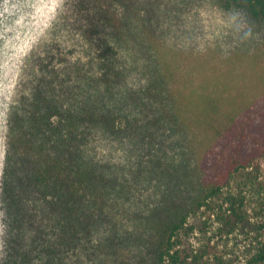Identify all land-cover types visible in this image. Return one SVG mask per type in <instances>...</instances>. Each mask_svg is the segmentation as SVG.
<instances>
[{"label":"rangeland","instance_id":"rangeland-1","mask_svg":"<svg viewBox=\"0 0 264 264\" xmlns=\"http://www.w3.org/2000/svg\"><path fill=\"white\" fill-rule=\"evenodd\" d=\"M111 1L123 25L108 38L124 81L107 92L96 79H82L76 93L82 99L104 89L105 100L96 103L101 111L138 117L134 132L97 128L87 141L101 168L126 179L127 192L109 221L94 228L93 244L68 249L61 264L150 259L153 212L186 210L221 175V193L191 211L182 250L190 255L186 264H245L264 238V21L217 0ZM87 6V0H0V264L53 258L49 249H31L29 234L23 246H31L15 249L22 230L8 214L5 171L15 148L14 115L43 74L58 73L68 104L69 82L79 79L73 61L87 64L91 76L97 71L90 59L99 41L86 32ZM149 86L162 97L166 117L158 128L152 98H137ZM148 124L152 132L142 131Z\"/></svg>","mask_w":264,"mask_h":264},{"label":"trees","instance_id":"trees-1","mask_svg":"<svg viewBox=\"0 0 264 264\" xmlns=\"http://www.w3.org/2000/svg\"><path fill=\"white\" fill-rule=\"evenodd\" d=\"M217 1L224 9L243 8L254 19L264 21V0ZM87 5L86 32L95 37L94 41H99L97 52L90 59L97 71L91 76L84 72L87 64L80 59L73 61L70 66L79 79L69 82L68 104L61 98L58 73L53 78L43 74L27 98L26 106L17 110L12 125L16 139L5 171V197L9 217L22 230L17 244L14 240L15 249H27L31 244V249L35 245L49 249L53 258L49 257L45 264H61L68 249L86 244L87 249L93 244L94 228L109 221L110 209L127 192L123 186L126 179L101 168L89 155L87 141L97 128L111 134L134 132L138 117L101 111L96 103L105 100L104 89L100 93L96 90V96L88 92L82 99L76 93L82 79H96L97 85L103 83L107 92H114L124 81L122 71L111 56L115 46L108 38L119 34L123 21L111 0H87ZM151 90V86L141 88L137 98L144 102L152 98L150 108L155 122L152 126L158 128L166 116L161 113L162 97ZM155 103L159 106L155 107ZM118 119L125 121L119 124ZM152 126L148 124L141 130L152 132ZM223 178L221 175L217 181L206 184L186 210L175 209L168 214L162 206L153 212L148 219L154 224L155 235L154 242L147 247L150 259H141L139 264H186L190 255L182 250L185 249L182 234L187 232L188 217L191 211L207 205L221 193ZM233 210L235 213L236 209ZM25 234L33 239L31 244L26 242L28 246H23ZM245 264H264V238Z\"/></svg>","mask_w":264,"mask_h":264}]
</instances>
